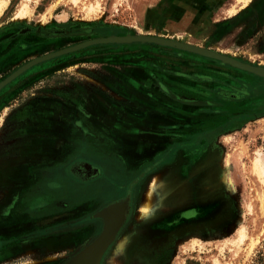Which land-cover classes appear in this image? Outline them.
I'll list each match as a JSON object with an SVG mask.
<instances>
[{
    "label": "rangeland",
    "instance_id": "374dc122",
    "mask_svg": "<svg viewBox=\"0 0 264 264\" xmlns=\"http://www.w3.org/2000/svg\"><path fill=\"white\" fill-rule=\"evenodd\" d=\"M22 3L30 14L17 17ZM127 34L177 40L264 68V0L247 5L239 0H10L0 15V57L10 55L0 59L6 61L0 64V81L24 61L90 39ZM43 41L48 44L37 48ZM137 70L142 72L135 74ZM73 94L80 104L73 106L75 114L85 110L90 96L105 95L119 104L116 121L124 126L127 119L144 120L154 111L161 135L157 140L167 146L137 170V163L156 150L149 132L124 129L117 134L109 120H100L106 116L97 115L90 121L96 137H87L83 119L75 118L79 131L62 134V147L56 150L62 157L57 174L61 198L46 192L45 205L36 210L44 212L53 201L69 205L85 199L86 189L76 187L71 166L86 159L101 166L100 160L108 156L102 151H108L121 159L110 154L115 161L106 160L105 170L111 167L109 181L117 187L129 183L131 217L100 264H264L263 183L253 166L257 159L264 164V78L171 47L92 45L39 63L0 89V133L5 134L0 136V158L27 146L28 134L21 130L23 123L28 129L29 105ZM139 97L148 106L135 104ZM8 121L19 130L13 138L6 132L12 128ZM6 140L15 141L12 150ZM143 142L152 145L145 150ZM168 175L179 181L169 187ZM146 202L150 212L141 217ZM42 203L23 202L22 209L34 211ZM189 211L197 215L186 216ZM244 230L247 240L238 245ZM100 233H93L88 243ZM122 236L128 243L122 238L116 246ZM32 257L9 264L41 259Z\"/></svg>",
    "mask_w": 264,
    "mask_h": 264
},
{
    "label": "crops",
    "instance_id": "0c3cea01",
    "mask_svg": "<svg viewBox=\"0 0 264 264\" xmlns=\"http://www.w3.org/2000/svg\"><path fill=\"white\" fill-rule=\"evenodd\" d=\"M47 44L46 41L38 42L36 47ZM32 53L23 56V59L31 56ZM137 72L142 71L137 70L135 74ZM135 80L137 79H134V82ZM76 98L74 94L65 99L44 98L37 100L33 106L29 105L27 146L18 147L12 155L0 158V240L4 241V245L0 248V263L31 259L33 256V259L36 257L41 259L33 261L32 264H66L69 256L84 247L91 239L93 235L91 225L87 223L78 225L77 222L78 219L90 214L93 209V204L87 198L76 204L63 203L59 211L53 209V206H49L44 213H29V210L20 208L25 196L34 194L32 190L35 186L40 183L45 185L47 181L58 178L56 168L61 166L62 157L57 155L56 150L62 147V134L69 135L71 130L79 131L75 118L83 119L85 123L83 130L87 137L95 136L90 121L92 118H97V115L106 116V118L100 117V120H109L112 131L117 134H121L124 129L133 133H138L140 129L149 132L155 139L153 143L156 145V150L146 154L144 159L137 163L138 165L135 166L137 170L165 151L167 142L162 139L157 140L161 135L157 131L158 115H155L154 111L147 112L144 120L139 116L137 122L127 119L125 122L127 126H124L116 121V117L120 116L119 104L110 103L105 95L90 96L89 100L85 101V110L82 107L83 112L77 114L73 110V106L80 105ZM141 99V97L135 99L134 103L148 106L147 103H142ZM37 110L39 112L34 113ZM98 110L101 112L98 113ZM121 110L129 118L124 113L123 107ZM40 111H44V114L40 115ZM34 122H39L37 127H34ZM159 143L160 146H157ZM54 144L59 146L53 148ZM151 145L150 142H143L141 148L146 150ZM102 153L108 156L112 154L117 161H121L115 153L108 151ZM108 156L106 160L115 161ZM147 157L149 158L146 159ZM54 254L56 256H53Z\"/></svg>",
    "mask_w": 264,
    "mask_h": 264
},
{
    "label": "flooded vegetation",
    "instance_id": "af4514ba",
    "mask_svg": "<svg viewBox=\"0 0 264 264\" xmlns=\"http://www.w3.org/2000/svg\"><path fill=\"white\" fill-rule=\"evenodd\" d=\"M8 56H10V55L7 53L6 56L5 57L3 56V57L8 59V58H10ZM4 58L0 57V59H4ZM4 62H6V61L0 60V64L4 63ZM25 62L26 61H24L23 63H19L16 68L14 67V68L10 69V71L6 72L5 76H3L2 78L5 79L7 77L6 75H8V74L10 75L17 68H19L21 65L25 64ZM10 83H8L7 85H9ZM6 86H4V87H6ZM17 117H18V115H17ZM21 117H22V119H21V122H22V120H25V119L23 116H21ZM15 121L20 122L17 119H15ZM27 121L28 120L26 119V122ZM7 123L11 125V121H8ZM11 127L12 128L11 129L8 128V130L6 132H10L11 133L10 136H11V138H13L14 134L15 133L17 134V132L19 130L17 131V129H14L12 125H11ZM24 127H25V123H23V128L21 130V134H23V135L27 134V131H28V129L24 128ZM12 133H14V134L12 135ZM4 135H5L4 133H0V136H4ZM0 140L3 141V138L1 137ZM14 143H15L14 140H6L4 144L10 146L9 148L12 150L13 149L12 145ZM11 152H9L8 154L10 155ZM99 163H101V166L98 165L97 163L90 162L88 159H86V160H78L75 163H73L71 166V173L74 175L73 180L75 181L76 187L77 188L79 187L82 190L86 189L85 190L86 191V198H87V200H89L93 204V209L89 212L90 214H88L84 218L78 219L77 222H78V225L79 224H85V223L91 225L93 233L101 232L103 229L104 221L102 218H100L96 215L98 213H100L103 209H105L111 205H115V204H119V203H126V210H125L124 219H123V222H122V224L118 230V233L116 235V237H117L119 235V233L126 230L127 225H128V221L131 217V213H129V205H130V201H131L132 192L130 190H128L129 183L128 184L125 183V184L117 187L116 181H111V182L109 181V179L111 178L109 176L112 175V174L110 175V173H112L111 171H113V170L111 169V167H107V169L105 170L106 163H108L106 161V159H104L103 161L100 160ZM56 171H58V168H56ZM172 177L170 175H168L166 178V182H167V185L169 187H171L172 184L177 183V181H179V179H177L173 182ZM105 182H107V183H105ZM62 186L63 185L61 183L60 178H54L50 181H47L45 183V185L43 183H40L38 186H35L34 189L32 190L34 194H30V195L27 194L25 196V198H27V199H25V198L23 199V201L20 203V208H22L23 202H29L30 201L33 203L36 201H41L43 203L41 205L35 204L34 205L35 210L34 211L30 210L29 213H44V212H40L41 207H39V206L45 205L44 197H46L47 193H51V194L56 195L53 197H55V198L60 197L61 198V196H59L57 194L61 191ZM104 189H107V191H108L107 194L103 193ZM114 196L116 198H113ZM48 199H51L50 201H53L52 198H50V197H48ZM56 201H58V200H56ZM177 201L181 202L179 199ZM51 203L52 204L49 206H53V209H55L57 211L61 210L63 207L61 203H57L55 201H53ZM36 208H40V209L36 210ZM137 215H138V213H137ZM137 215L135 217L136 221H138ZM185 215L186 216H195V215H197V213H194V211H192V212L189 211ZM142 221H144V220H142ZM138 222H140V221H138ZM146 225H148V224L142 225L139 232H141ZM154 227L157 229V231L159 233H164V231L162 230L163 229L162 227L160 228V226H158V225H154ZM133 234H134L133 235L134 242H133V245L131 247L133 249V251L131 252V256L134 257V254H136V252H137V228L135 229ZM122 238H125V240H126L125 245L128 243L127 238L125 236H122L117 241L116 246ZM3 245H4V241L0 240V248ZM124 249H125V247H124ZM11 262H13V261L10 260V261H6V262L0 263V264H9Z\"/></svg>",
    "mask_w": 264,
    "mask_h": 264
},
{
    "label": "water",
    "instance_id": "95a60500",
    "mask_svg": "<svg viewBox=\"0 0 264 264\" xmlns=\"http://www.w3.org/2000/svg\"><path fill=\"white\" fill-rule=\"evenodd\" d=\"M126 44V43H141V44H154L164 47H171L178 50L186 51L189 53H193L199 56H203L214 61H218L221 64L229 65L233 68L246 71L253 75L264 78V68H257L251 64L238 61L232 57L227 55L218 53L216 51L207 50L205 48H201L192 44H185L181 41L164 39L161 37H152V36H140V35H124V36H108L103 38L90 39L79 44L66 47L60 49L55 52H51L45 54L43 56L34 58L25 64L21 65L14 72H12L9 76H7L4 80L0 82V89H2L5 85L10 83L12 80L17 78L19 75L27 71L29 68L51 60L53 58L66 55L69 53H73L84 49L86 47L98 44ZM126 210V203H119L115 205H111L105 209H103L96 216L100 217L104 221L103 229L100 235L86 244L84 247L79 249L74 255L69 258L66 264H100V261L111 245V243L115 240L118 230L123 222L124 215Z\"/></svg>",
    "mask_w": 264,
    "mask_h": 264
},
{
    "label": "bare ground",
    "instance_id": "6f19581e",
    "mask_svg": "<svg viewBox=\"0 0 264 264\" xmlns=\"http://www.w3.org/2000/svg\"><path fill=\"white\" fill-rule=\"evenodd\" d=\"M9 1L10 0H0V15L2 14L3 10L8 5ZM120 1H123V0H120ZM239 2L243 3L244 5H247L249 0H239ZM28 14H30V13H29V10L27 9V4L26 3H22L19 11L17 12V17H25ZM182 43H184V42H182ZM257 68H260V67H257ZM263 165L264 164H263L262 160L257 159L254 162L253 166H254V170H255V172L257 174L258 179L263 183V192H264V167H263ZM259 201L262 202V206H263L264 205V193H263L262 196L259 197ZM149 207H150L149 203H147V202L144 203V205L142 206L141 217H146L149 214V212H150ZM246 240H247V234H246V232L244 230V231H242L240 233V237H239V240H238V245L243 244Z\"/></svg>",
    "mask_w": 264,
    "mask_h": 264
},
{
    "label": "trees",
    "instance_id": "16d2710c",
    "mask_svg": "<svg viewBox=\"0 0 264 264\" xmlns=\"http://www.w3.org/2000/svg\"><path fill=\"white\" fill-rule=\"evenodd\" d=\"M161 158L159 157V159L157 160V161H159ZM155 164H156V162H155Z\"/></svg>",
    "mask_w": 264,
    "mask_h": 264
}]
</instances>
